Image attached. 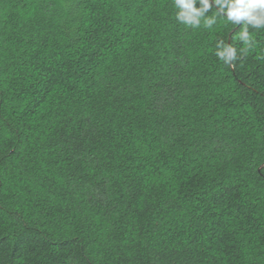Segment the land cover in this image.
<instances>
[{"label":"trees","instance_id":"16d2710c","mask_svg":"<svg viewBox=\"0 0 264 264\" xmlns=\"http://www.w3.org/2000/svg\"><path fill=\"white\" fill-rule=\"evenodd\" d=\"M176 11L0 0V264H264V28Z\"/></svg>","mask_w":264,"mask_h":264},{"label":"clouds","instance_id":"9594fccd","mask_svg":"<svg viewBox=\"0 0 264 264\" xmlns=\"http://www.w3.org/2000/svg\"><path fill=\"white\" fill-rule=\"evenodd\" d=\"M174 7L177 9V21L192 28L203 24V27L210 29L219 16L234 25L243 20L239 39L246 48L252 47L254 43L247 26L264 28V0H174ZM210 9H215V14L206 15ZM216 55L225 64H230L237 59V50L231 44L225 45L221 41L217 43Z\"/></svg>","mask_w":264,"mask_h":264}]
</instances>
